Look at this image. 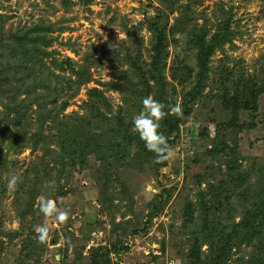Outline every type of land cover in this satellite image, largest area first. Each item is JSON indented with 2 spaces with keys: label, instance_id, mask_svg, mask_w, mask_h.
Here are the masks:
<instances>
[{
  "label": "rangeland",
  "instance_id": "1",
  "mask_svg": "<svg viewBox=\"0 0 264 264\" xmlns=\"http://www.w3.org/2000/svg\"><path fill=\"white\" fill-rule=\"evenodd\" d=\"M68 1L74 5L66 7L68 3L65 5L62 0H0V28L11 33L37 23L57 25L51 33L56 40L46 48L48 52H55L52 58L59 65L54 74L60 77L56 83L51 82L55 88L51 93L56 100L54 108L57 112L62 110L59 120L71 119L75 127L90 129L87 123H100L99 118L104 123L110 119L112 126H116V121H123L127 126L132 121L136 114L131 112L130 116L120 109L124 106L121 93L106 91L104 84L116 81L124 85L119 76L127 66L120 59L124 52L122 48L131 47L129 32H135L134 38L142 41L140 59L149 62L152 33L148 22L154 21L157 15L160 16V21L156 22L159 28L166 25L165 29L169 30L177 20L185 22L190 19L194 25L205 26L209 34H213L223 15L229 14L233 37L211 57L202 98L204 103L200 101L194 106L187 123L181 127L179 140L182 143L172 147V155L160 172L157 163L144 167L124 163L127 157L138 152V145L144 143L138 135L126 140L128 135L115 134L114 137L109 136L113 143L104 159L100 161L90 154L60 170L62 176L57 178L59 168L55 162L58 158L55 153L46 156L45 152L48 148L58 147V144L51 143L52 123L47 121L43 125L46 136L42 149H32L31 144L25 141V137L37 127L36 105L25 112L28 117L20 108L16 122L6 121L1 127L12 130L14 140L9 142L2 138L0 158L4 165L0 172V186L5 185L0 187V240L5 249L1 254L2 262L10 264L15 256L25 260L27 255L22 247L25 236L11 237L19 229L15 202L20 201L16 190L9 192L7 189L13 175L27 172L38 196L44 195L55 200L58 207L70 210L67 223L57 225L54 217L45 218L39 212L36 199L34 209L37 211L32 217L36 219L34 228L47 224L51 229V240L48 244H38L33 229L31 237L36 250L32 258L26 260L27 264H90L93 248H101L99 253L102 254L108 252L112 264H188L186 255L191 241L181 229L185 206H193L194 214L198 216L199 197L204 194L205 201L208 200L205 195L209 197L208 183L229 180L227 163L230 161L239 164L237 170L251 173L249 187H255L257 182L264 185V0ZM187 42L188 38L182 34L168 36V66L177 54L184 58L187 66H195L194 50ZM10 60L14 63L17 58ZM45 61L49 65V59ZM83 66L88 71V79L77 80L75 73H82L79 67ZM33 68L29 72L31 75ZM229 73L235 82L226 86H241L246 81L255 84L254 91L259 92L258 112L251 115L248 111H240L236 126L228 125L231 114L218 99L211 100V105L205 108L209 98L224 82L223 77H228ZM253 77H256L255 82ZM59 82L62 83L60 86ZM67 83L71 84L70 89L66 87ZM176 89L180 94L181 87ZM97 90H103L107 104H103ZM43 92V89L36 90L38 95ZM24 97L25 94L20 98ZM16 101L20 106L19 100ZM5 102L9 100L5 98ZM30 102L34 103V99ZM52 106L48 104V108ZM5 112L6 108L0 105V114ZM218 124L222 126L219 130L216 128ZM250 124L256 127L249 129L247 126ZM206 127L208 135H200ZM215 139H222L229 148L235 149V154L230 156L228 149L226 153L212 154L210 149L215 146L211 142ZM222 147L219 142L216 150ZM168 169L179 172L178 183L165 180ZM33 171L38 172L39 177ZM169 178L174 180L175 175L170 174ZM162 186L174 190L166 195L168 199L163 209L154 197ZM215 217L224 224L229 217L236 222L242 218L241 210L227 209ZM27 232L26 229L22 234ZM66 238L71 244L62 246L61 242ZM240 240L227 264H264V238L253 237L250 242ZM202 251H207L206 245L202 246Z\"/></svg>",
  "mask_w": 264,
  "mask_h": 264
},
{
  "label": "trees",
  "instance_id": "2",
  "mask_svg": "<svg viewBox=\"0 0 264 264\" xmlns=\"http://www.w3.org/2000/svg\"><path fill=\"white\" fill-rule=\"evenodd\" d=\"M62 1L65 5L68 3L66 7L74 5L73 2L68 0ZM154 18V21H147L152 33L149 62L140 59L142 41L136 37L134 38L135 32H129L128 36L131 38V47L125 46L122 48L124 52L120 59L127 66L124 73L119 76L124 85H120L116 81H110L104 85L106 86V91H119L121 93L124 106L120 109L130 116H132L131 112L137 115L141 111L142 99L149 94L169 107L180 102L184 113L183 118L178 119L174 115H167L161 121L160 131L167 137V142L172 148L182 143V140H179L181 127L187 123V119L192 114L194 106H197L200 101L204 103V99L202 98H204L207 85L206 80L210 72L211 57L225 43L232 41L231 17L229 14H224L222 22L215 28L213 34H209L210 31L205 26L198 27L194 25L192 23L193 20L190 19L185 22L177 20L174 26L166 30V25L161 26V28L156 26V22L160 21V16L157 15ZM1 20L3 21V19ZM56 27V24L47 23L44 25L43 23H37L11 33L10 31L5 32L3 27L0 28V105L6 108V112L0 114V158L3 147L2 138L4 141L8 140L9 142L14 140L12 130H6L1 126L6 121L8 123L16 122L19 119L17 111L20 108L23 109L24 115L25 112L28 113V110H32V105H36L35 121H38L37 127H35V131L32 134H29V130H27L29 136L25 137V141L31 144L32 149L40 147L42 149L41 144L46 136L44 135L43 125L47 121L52 123L51 127L54 133L51 134V143L58 144V147L51 149H46L47 147H45L44 149H46V156L48 154L51 155V153L52 156L53 153L56 154L58 159L55 163H58L57 178H59L62 176L60 170L76 164L90 154L96 156L100 161L104 159L106 153L111 151L110 146L113 143L111 141L112 138H109V136L114 137L115 134L128 135L126 136V140H128L137 134L132 132L131 122L127 126L124 125L123 121H116V126H112L114 124L113 122L110 123V119H107L104 123L102 122L103 119L99 118L100 123L96 122L93 125L87 123V128L90 129H86V127L82 126H73L71 119L64 122L62 121L63 119L59 120L62 110H59V113L54 108L56 100L51 93V91H55L54 85L51 82L56 83V80L60 77L59 74H54V70L59 69V65L52 58L55 52H48L46 50L56 40V37L51 35ZM176 34H182L188 38L187 43H190V47L194 50V67L187 66L183 60L184 58H179L178 54L168 66L166 43L168 36L173 37ZM172 41L175 42V40ZM122 49L120 50L121 52ZM120 53L118 54L119 56ZM16 58L17 60H14V63L11 62L10 59ZM45 59H49V65ZM32 67H34L32 69L33 75L29 73ZM79 68L82 73H75L76 79L81 81L88 79L89 74L85 70V67ZM166 73H168V77ZM45 74L47 78L44 76ZM61 78L64 79L63 77ZM223 79L224 82L220 83L221 86L218 92L209 98L208 105L205 108L211 105V100L215 101L218 99L224 109L231 114V120L228 122V125L236 126L237 115L240 111H248L251 115L258 112L257 97L259 92L254 91L256 87H253V85L255 86V84L244 81L246 78H243L245 83L241 86L237 84L238 86L234 85L233 87L226 85L235 82V80H232L234 76L229 73L228 77H223ZM69 80L71 81L70 78ZM252 81L255 82L256 77H253ZM58 84L60 86L62 83L59 82ZM178 86L181 87L180 94L176 89ZM66 87L70 89L71 84L67 83ZM37 89H43L44 92L38 95L36 94ZM102 91L97 90V95L100 96L103 104H107ZM24 94L26 98H20ZM5 98L9 102L3 103ZM32 99H34V103L30 102ZM16 100H19L20 106L17 105ZM48 104L53 106L48 108ZM35 111L33 112L35 113ZM165 111H168L167 107ZM13 114H15L14 117H11ZM25 116L28 117L27 114ZM27 122L29 124V121ZM221 127L219 124L216 126L218 130ZM247 127L253 129L256 125L250 124ZM206 132L207 127L202 130L200 135L204 133L208 135ZM219 142L223 144V147L216 150ZM211 143L215 146L214 149H210L211 153H226L229 151L231 152L230 156L235 154V149L229 148L222 139H215ZM138 147V152H135L132 157H127L124 163L133 167H144L146 164L154 163V154L149 152L144 144L138 145ZM226 149L228 150L226 151ZM195 161L197 162V160ZM166 163L167 160L156 164L158 172L166 166ZM227 165L229 180L215 181L213 184L208 183L209 197L205 195L208 199L207 201H205L204 194L199 197L201 206L200 210L196 211H200L198 216H195V208L193 206H185L184 224H182L181 229L187 235L189 241H191L190 249L186 255L188 264H227L231 259L234 247H237L241 241L240 239L250 242L253 237L264 238L263 182L261 185L257 182V185L254 184L255 187L253 188L249 187L248 180L251 173L237 170L239 164H235L233 161L228 162ZM2 170H4V165L0 161V172ZM33 173L38 175V172L33 171ZM169 173L175 175L174 180L169 178ZM178 173L177 170L169 171L168 169L167 174H165V180L169 183H173V181L175 184L178 183L176 182L178 181ZM19 177L20 182L15 189L16 195H19L18 201H20L18 203L15 202V216L19 220V229L11 237L25 236L22 247L24 251H27V255L25 260L21 256L19 258L15 256L10 264H27L26 260L31 259L36 250V245H34V240H32L31 236L34 234L33 229L36 219L32 217L37 211L34 209V204L38 197V192L33 188V181H31L32 179L30 180L27 172H21ZM172 192H174L173 188L170 190L162 186L159 194L154 196L161 209H163L167 202L168 197L166 195H170ZM236 198V203L233 204ZM22 200L23 202H21ZM224 209L241 210V220L236 222L232 217H229L226 224L219 223V220L215 216ZM26 229L29 232L22 234ZM0 235H2L1 232ZM3 244L2 240H0V264H3L1 256L3 250H5L2 247ZM203 245L207 246L206 252L202 251ZM100 250L101 248L91 249L92 260L90 264H112L108 252L102 254L99 253Z\"/></svg>",
  "mask_w": 264,
  "mask_h": 264
},
{
  "label": "clouds",
  "instance_id": "3",
  "mask_svg": "<svg viewBox=\"0 0 264 264\" xmlns=\"http://www.w3.org/2000/svg\"><path fill=\"white\" fill-rule=\"evenodd\" d=\"M106 70V69H105ZM141 111L132 118V132L139 136L144 143L145 148L154 154V163H162L168 160L172 155V148L167 142V137L160 131L161 121L167 115H174L178 119L183 118V108L180 102L169 107L164 103L156 100L153 95L149 94L142 99ZM168 111H165V108ZM20 177L13 175L8 183L7 189L13 192ZM38 210L45 218H55L57 225L66 224L70 218V210L58 207L57 202L49 199L44 195L37 197ZM36 241L38 244H48L51 240V229L47 224L37 225L34 228ZM63 245H70V239L66 238L61 242Z\"/></svg>",
  "mask_w": 264,
  "mask_h": 264
},
{
  "label": "built area",
  "instance_id": "4",
  "mask_svg": "<svg viewBox=\"0 0 264 264\" xmlns=\"http://www.w3.org/2000/svg\"><path fill=\"white\" fill-rule=\"evenodd\" d=\"M172 179H174V178H172Z\"/></svg>",
  "mask_w": 264,
  "mask_h": 264
}]
</instances>
